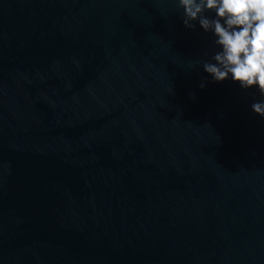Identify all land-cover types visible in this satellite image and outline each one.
<instances>
[{
  "label": "water",
  "instance_id": "1",
  "mask_svg": "<svg viewBox=\"0 0 264 264\" xmlns=\"http://www.w3.org/2000/svg\"><path fill=\"white\" fill-rule=\"evenodd\" d=\"M179 15L0 0V264H264V119Z\"/></svg>",
  "mask_w": 264,
  "mask_h": 264
},
{
  "label": "clouds",
  "instance_id": "2",
  "mask_svg": "<svg viewBox=\"0 0 264 264\" xmlns=\"http://www.w3.org/2000/svg\"><path fill=\"white\" fill-rule=\"evenodd\" d=\"M183 27L199 28L209 50L189 69L205 73L199 87L230 81L254 93L251 111L264 119V0H174ZM210 78V79H209Z\"/></svg>",
  "mask_w": 264,
  "mask_h": 264
}]
</instances>
